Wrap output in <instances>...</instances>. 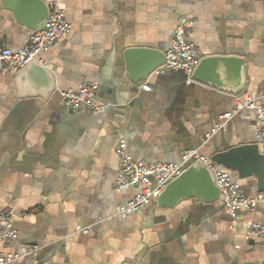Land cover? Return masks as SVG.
<instances>
[{"label":"crops","instance_id":"obj_1","mask_svg":"<svg viewBox=\"0 0 264 264\" xmlns=\"http://www.w3.org/2000/svg\"><path fill=\"white\" fill-rule=\"evenodd\" d=\"M44 1L56 2L72 26L38 57L54 75L55 91L44 99L46 84L31 75L20 96L18 73L0 75V214L13 211L19 233L2 248L20 257L11 264H264V238L246 237L251 223L264 222V206L240 211L236 221L221 199L192 198L173 208L153 200L138 213L120 214L138 192L117 189L116 153L125 141L135 160L179 164L189 150L211 159L261 143L253 110L217 130L236 108L235 95L189 82L182 71L135 83L124 53L133 47L166 53L186 18L201 58L245 59V94L264 104V0ZM39 13L30 0H0V48H24ZM91 84L99 85L104 111L64 105L62 92ZM230 173L245 197L259 193L255 177ZM25 248L37 253L23 255Z\"/></svg>","mask_w":264,"mask_h":264},{"label":"built area","instance_id":"obj_2","mask_svg":"<svg viewBox=\"0 0 264 264\" xmlns=\"http://www.w3.org/2000/svg\"><path fill=\"white\" fill-rule=\"evenodd\" d=\"M47 6L49 9L48 18L32 31L24 48L19 51H13L6 47L0 48V75L17 74L30 63L38 61L41 53L48 51L70 34L72 26L67 20L65 11L56 2L49 3ZM192 25L193 22L186 18L179 20L171 48L165 54L166 61L152 75L182 71L188 75L189 82H191L190 77L201 59L199 49L191 39ZM145 89L149 90V87L145 86ZM98 91V84L83 85L78 89L62 92L61 98L64 105L74 112L81 110L101 112L105 110L106 105L97 102ZM245 109L253 110L256 113L260 124L261 147L264 152V104L255 96L244 94L236 97V108L221 117V123L217 130L226 128L227 122ZM116 153L121 165L117 189H136L138 192L132 201L120 207V214H134L142 211L153 200H157L171 182L179 178L189 166L196 162L206 164L214 172L223 206L234 221L237 220L240 211L252 212L256 208L264 206V192L258 193L253 198L245 197L241 186L232 180L230 171L210 162L209 158L202 155L199 150L185 152L179 164H148L135 160L128 152L125 141L120 142ZM18 237L13 211L2 212L0 214V264L19 261L20 257L8 255L2 251V248L17 241ZM246 237L248 239L264 238V222L251 223L248 226ZM36 253L37 249H23V255Z\"/></svg>","mask_w":264,"mask_h":264},{"label":"water","instance_id":"obj_3","mask_svg":"<svg viewBox=\"0 0 264 264\" xmlns=\"http://www.w3.org/2000/svg\"><path fill=\"white\" fill-rule=\"evenodd\" d=\"M40 13L29 24L35 29L49 16V9L44 0H30ZM165 52L147 48L133 47L124 53L127 70L133 82L148 80L153 72L164 65ZM31 75L46 84L45 91L40 95L47 99L55 91L54 75L34 61L18 72L17 86L20 96H23V83ZM191 81L206 84L236 97L245 94L248 86L246 76V61L239 56H205L190 77ZM24 98V97H20ZM260 144H242L214 154L210 162L219 165L230 172L237 173L240 179L255 177L259 193L264 192V152ZM196 199L204 203H215L221 199V192L216 184L212 170L202 162H196L175 181L171 182L157 199L162 208H173L188 199Z\"/></svg>","mask_w":264,"mask_h":264}]
</instances>
